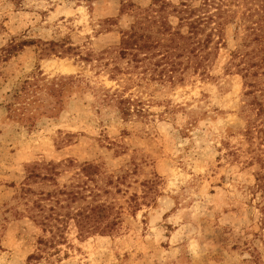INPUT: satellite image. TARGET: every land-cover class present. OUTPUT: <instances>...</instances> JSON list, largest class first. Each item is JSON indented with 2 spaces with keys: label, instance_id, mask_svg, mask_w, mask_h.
I'll return each instance as SVG.
<instances>
[{
  "label": "rangeland",
  "instance_id": "1",
  "mask_svg": "<svg viewBox=\"0 0 264 264\" xmlns=\"http://www.w3.org/2000/svg\"><path fill=\"white\" fill-rule=\"evenodd\" d=\"M183 1L203 0H0V264H264V132L231 63L264 0H211L228 28L208 80L127 71L122 33ZM116 91L142 116L99 111Z\"/></svg>",
  "mask_w": 264,
  "mask_h": 264
},
{
  "label": "trees",
  "instance_id": "2",
  "mask_svg": "<svg viewBox=\"0 0 264 264\" xmlns=\"http://www.w3.org/2000/svg\"><path fill=\"white\" fill-rule=\"evenodd\" d=\"M12 1L18 7H24L27 0ZM82 1L94 3L98 0ZM213 2L203 0L200 2V8L195 9L191 3L186 4L183 1L180 2V8L174 7L171 14L166 12V9L172 6L167 2L159 10L152 8L142 13L141 18L134 23L133 27L122 33L119 54L124 59L129 58L128 64L132 65L127 71L142 68L143 74L153 76L152 80L158 78L163 83L173 85L183 81V78L178 76V72L183 73L190 67H195L202 80H208L210 78L208 73L212 68L214 58L218 56L220 47H227V20L224 19L222 11L218 10L215 15L210 13L209 9ZM172 18H178L180 28L186 27L188 32L185 33L180 29L173 31L170 25ZM260 29L263 27L256 29L255 32ZM252 42L257 43L258 48L252 52L239 50L232 53L231 63L233 67L235 63H238L236 65L239 69L238 73H241L243 79L247 81L245 87L248 91L245 95L251 98L248 106L251 107L250 117H253V121L249 119V131L260 134L264 132V80L259 82H251V80L264 76V33L254 36ZM50 45L56 46L54 43ZM182 59L185 61H181ZM231 68L232 66L229 70ZM79 80L71 78L70 84L79 83ZM60 84L66 85L63 82ZM101 101L99 111H105V114L114 113L138 117L143 114L144 104L139 99L127 97L121 91L107 93ZM75 217L82 236L97 233L96 224L99 221L93 213L79 211ZM91 221L94 225L88 229L87 224Z\"/></svg>",
  "mask_w": 264,
  "mask_h": 264
}]
</instances>
